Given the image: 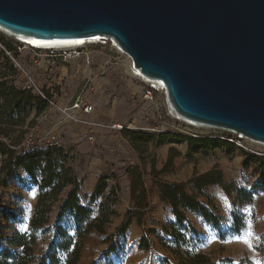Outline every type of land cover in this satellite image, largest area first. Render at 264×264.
Returning a JSON list of instances; mask_svg holds the SVG:
<instances>
[{"label": "rangeland", "instance_id": "rangeland-1", "mask_svg": "<svg viewBox=\"0 0 264 264\" xmlns=\"http://www.w3.org/2000/svg\"><path fill=\"white\" fill-rule=\"evenodd\" d=\"M0 45L11 50L18 73L14 83L19 86L29 75L38 88L46 95L50 94L48 96L52 97L55 104L47 105L37 116L36 107L30 111L26 120L33 123L26 134L24 146L29 141L44 145L55 138L59 146L72 150L70 164L82 181L79 197L83 203L88 201L85 196L93 188L98 176L111 174L109 181L118 184L119 197L114 204L116 213L106 226L108 233L115 229L129 203L128 180L125 175L128 166L140 165L148 185L154 182L153 179L169 183L187 181L193 173H201L214 166H219L226 178H236L247 187L251 183L264 185V168L255 172L254 164L245 169L241 162L249 154L264 158V146L244 138L234 143L230 139L236 138L235 132L194 127L175 120L167 114L170 106L163 90L156 91L152 101L143 100V84L124 70L123 56L107 45L96 46L90 51L91 69L95 73L92 81L94 88L84 92L81 74H86L89 69L84 58L63 60L58 57L53 63L52 58L44 53L39 54L27 47L18 46L1 32ZM101 70L105 73H100ZM81 93L93 105V112L90 116L77 115L76 120L69 117L75 113L61 116L58 125L66 126V132L60 134L62 140H59L54 133H48L52 124L50 122L52 119L58 120L63 113L62 104L72 103ZM85 119L90 122L85 123ZM76 126L79 128L75 129ZM125 130H139L155 135L143 161L131 148ZM164 133L186 138H167L162 136ZM176 153L179 155L173 158V165L164 171L170 154ZM8 183V188L0 193V204L20 202L24 215L14 228L26 231L37 201L38 189L22 170H16ZM199 199L223 216L219 230L191 211L187 215L193 229L171 226L175 218L169 206L159 199L152 188L150 207L143 226L156 230V233L148 235L154 242L153 247L149 250L138 249L136 242L143 233V227L133 223L124 236L115 239L116 250L108 252L106 243H95L83 251L79 264H196L198 257L205 260L204 264H264V190L258 191L250 204L236 208L243 214L245 225L235 234L230 230L229 215L233 210L231 201L220 187L203 189ZM165 227L180 232L184 239L177 241L164 233ZM245 239L249 242L245 243Z\"/></svg>", "mask_w": 264, "mask_h": 264}, {"label": "water", "instance_id": "water-1", "mask_svg": "<svg viewBox=\"0 0 264 264\" xmlns=\"http://www.w3.org/2000/svg\"><path fill=\"white\" fill-rule=\"evenodd\" d=\"M0 28L108 37L177 116L264 146V0H0Z\"/></svg>", "mask_w": 264, "mask_h": 264}, {"label": "trees", "instance_id": "trees-1", "mask_svg": "<svg viewBox=\"0 0 264 264\" xmlns=\"http://www.w3.org/2000/svg\"><path fill=\"white\" fill-rule=\"evenodd\" d=\"M17 74L12 58L0 47V193L8 188L16 170L27 174L29 181L38 189L26 231L14 228L24 215L20 202L0 204V264H79L83 251L95 243H106L108 252L116 250L115 239L124 236L133 223L143 227V233L136 242L138 249L149 250L154 242L148 235L156 233V230L144 227L143 221L150 207L152 188L159 199L169 206L175 218L171 226L193 229L187 215L191 211L219 230L223 216L199 199L203 189L215 186L220 187L231 201V232L235 234L244 227L243 214L236 208L250 204L257 192L264 190V185L251 183L247 187L236 178H226L219 166L193 173L187 181L169 183L153 179L154 182L148 185L141 166L133 165L125 169L128 206L115 229L108 233L106 226L116 213L114 204L119 197L118 184L109 181L111 174L98 176L85 196L88 201L83 203L79 197L82 181L70 164L72 150L50 143L24 146L26 134L33 123L26 120L30 111L36 107L37 116L48 104L31 90L16 85L14 79ZM125 132L131 148L143 161L155 135L139 130ZM162 136L186 138L167 133ZM188 140L203 143L197 139ZM203 145L209 147L208 144ZM177 155L170 154L164 171L171 168ZM241 162L245 169L254 164L255 172L264 168V158L252 154L245 155ZM164 233L177 241L184 239V235L175 229L170 231L165 227ZM204 262L198 257L196 264Z\"/></svg>", "mask_w": 264, "mask_h": 264}, {"label": "built area", "instance_id": "built-area-1", "mask_svg": "<svg viewBox=\"0 0 264 264\" xmlns=\"http://www.w3.org/2000/svg\"><path fill=\"white\" fill-rule=\"evenodd\" d=\"M0 32L2 34H4L7 38L11 39L12 41L16 42L18 44V46H23V47H27L33 51H35L36 53L42 54L44 53L45 56L52 58V62L54 63L55 60L58 59V57H60L63 60H67V59H79V58H84V61L86 62L87 66H88V71L86 74H81V79H82V92L86 91V90H93V79L95 77V73L92 71L91 69V61H92V56H91V50L92 48L96 47V46H105L107 45V47L111 50H113L114 52L118 53L119 55L123 56V60H128L130 62V68L129 70H131L135 75L132 76L133 78H135L136 80H139V82H141L144 86V88L142 89L141 95L143 100L145 101H152L154 94L156 91H159L160 89L157 86H154V84H152V82L150 81H157L155 79H150L148 77H146L145 75H143L140 70H138V68L136 69L134 67V64L132 62V59L129 55H127L124 51H122L118 46H113V42L110 38L108 37H99V36H89V37H81V38H73V40L76 41H82L81 44H76L75 46L71 47V48H52V47H46V46H35L32 43H28V42H23L20 41L16 38L17 35L15 34H5L4 32H2L0 30ZM35 39V38H33ZM35 40H39V41H49L47 39H35ZM73 40H64V42H69V41H73ZM57 41H63V40H57ZM0 47L5 51V53L9 56V58H12L11 56V52L7 51L3 46L0 45ZM13 59V58H12ZM123 61V62H124ZM124 64V63H123ZM125 70V67H124ZM102 74H104L105 72L101 70ZM131 76V75H130ZM19 86L22 89H29L31 90L33 93H35L37 96L41 97L42 99H44L48 105H52L54 106V102L52 100V97H48L40 88L37 87L35 81L29 76L27 75L26 78L24 79V81H22ZM73 109H79L81 111V114L85 115V116H90L91 113L93 112V105L91 103H89L86 100V96L84 95V93L82 94H78L74 101L72 102V105L67 107V108H62V112H65L67 114H70V110ZM167 114L168 116H171L172 118H174L175 120H180L182 121L184 124L190 125L189 123H193L189 120H184L182 118H179L178 116L174 115L172 112V109L168 108L167 110ZM80 116V115H78ZM78 116L75 114L74 116H71L70 119L76 120L78 118ZM85 123H89L90 120L85 119L84 120ZM194 127H200V126H194ZM203 127V126H201ZM200 127V128H201ZM193 137H197L196 134H192ZM244 137L241 134L237 133L236 138L234 139H230V141L232 142H239L240 139H243ZM47 143L53 144V145H59L58 141L55 140V138H52L51 140H49ZM33 143H31L30 141L27 142L25 144V147H29V145H32Z\"/></svg>", "mask_w": 264, "mask_h": 264}, {"label": "bare ground", "instance_id": "bare-ground-1", "mask_svg": "<svg viewBox=\"0 0 264 264\" xmlns=\"http://www.w3.org/2000/svg\"><path fill=\"white\" fill-rule=\"evenodd\" d=\"M0 30H1V28H0ZM1 31L4 32L5 34H8L4 30H1ZM16 38L18 40H20V41H23V42L32 43L35 46H41L42 47V45H43V46L52 47V48H55V49H58V48H63V49L71 48V47L75 46L76 44H81L82 43V41H76V40L69 41V42H64V41H44V40L39 41V40L33 39L32 37H29V36H26L25 37V36H21V35L20 36H16ZM112 42H113V46H117V44L113 40H112ZM124 67H125V71L129 75H131V76H134L135 75L131 70H129V68H130V62L128 60H125L124 61ZM150 82H152V84H154V86H157L161 91L163 90L165 92L164 85H162L161 82L154 81V80L153 81H150ZM165 97H166V95H165ZM166 101H167V99H166ZM168 105L170 106V103L169 102H168ZM170 109H171V106H170ZM172 112L174 113V111H172ZM189 124L192 125V126H199V125L194 124V123H189ZM247 141H249V140H247ZM249 142H252V141H249ZM252 143H254V142H252ZM254 144L260 145L258 143H254ZM260 146H262V145H260Z\"/></svg>", "mask_w": 264, "mask_h": 264}, {"label": "crops", "instance_id": "crops-1", "mask_svg": "<svg viewBox=\"0 0 264 264\" xmlns=\"http://www.w3.org/2000/svg\"><path fill=\"white\" fill-rule=\"evenodd\" d=\"M72 105V103H69V102H66V103H64V104H62V108H67V107H69V106H71ZM70 113H75L76 115H80L81 114V111L79 110V109H75V110H73V109H71L70 110ZM74 114V115H75ZM68 114L67 113H65V112H63V113H61V115L59 116V118H58V120H54V119H52L53 121L52 122H50V123H52L51 125H50V128H49V130H48V133H54L57 137H58V139L60 140H62V137H61V133H65L66 132V126H61V125H58L59 123H60V120H61V118L62 117H65V116H67ZM74 115H71V116H74ZM62 116V117H61ZM71 116H69V117H71ZM81 123V122H80ZM82 124V123H81ZM71 128H73V127H71ZM79 127L78 126H76V128L75 129H78ZM68 130V129H67ZM72 130V129H71ZM66 139H68V138H66ZM69 140V139H68ZM68 140H66L65 141V143L64 144H66V142L68 141ZM26 177L28 178V175L26 174Z\"/></svg>", "mask_w": 264, "mask_h": 264}, {"label": "snow or ice", "instance_id": "snow-or-ice-1", "mask_svg": "<svg viewBox=\"0 0 264 264\" xmlns=\"http://www.w3.org/2000/svg\"><path fill=\"white\" fill-rule=\"evenodd\" d=\"M245 243H248L249 241L247 239L244 240Z\"/></svg>", "mask_w": 264, "mask_h": 264}]
</instances>
